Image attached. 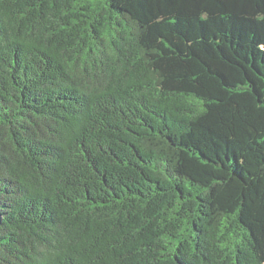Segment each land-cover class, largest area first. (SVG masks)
Returning <instances> with one entry per match:
<instances>
[{"label": "trees", "instance_id": "trees-1", "mask_svg": "<svg viewBox=\"0 0 264 264\" xmlns=\"http://www.w3.org/2000/svg\"><path fill=\"white\" fill-rule=\"evenodd\" d=\"M0 264H264V0H0Z\"/></svg>", "mask_w": 264, "mask_h": 264}]
</instances>
